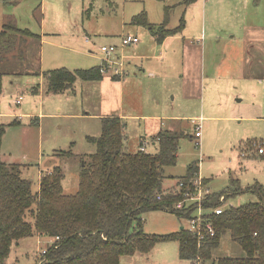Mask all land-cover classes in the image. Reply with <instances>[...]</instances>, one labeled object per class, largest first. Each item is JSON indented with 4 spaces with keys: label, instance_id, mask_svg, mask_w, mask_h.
<instances>
[{
    "label": "rangeland",
    "instance_id": "374dc122",
    "mask_svg": "<svg viewBox=\"0 0 264 264\" xmlns=\"http://www.w3.org/2000/svg\"><path fill=\"white\" fill-rule=\"evenodd\" d=\"M162 1H0V29L11 20L17 28L41 36V41L30 39L23 60L0 64V125H4L0 161L20 163L21 175L32 182L34 192L40 172L54 166L63 171L64 192H76L79 157L95 150L86 137L100 134L103 113L122 112L127 152L137 151L139 138L146 134V152L153 153L157 142L149 137L159 127L183 133L176 164L164 168L166 189L176 187L173 177L184 175L188 164L198 161L199 174L191 180L200 183L193 195L200 190L205 195L206 188L211 194L240 187L243 191L230 194L223 207L260 200L264 158H245L242 151L255 152L247 145L251 141L264 146L260 139L264 138V86L248 78L243 40L248 38V17L252 13L264 17V0L256 4V0H206L203 18L197 7L188 9L185 24L176 33L180 38L169 42L161 60L156 57L161 54L160 45L147 27L133 26L129 21L144 9L147 19L158 25L163 19ZM177 1L164 0V5L171 7L168 28L180 23L184 7L181 3L171 6ZM129 32L136 34L139 42L119 47L115 53L124 56L122 72L116 76L124 74L125 61L131 62L129 76L121 83L111 78L108 68L103 81L77 80L75 92L70 89L68 94H54L47 90V70L98 65L103 56L99 47L119 46V36ZM139 68L146 69L145 73ZM36 84L44 89L32 95L30 87ZM18 96L22 97L20 104L15 103ZM191 119L201 125L198 139L190 138L195 127ZM13 120L19 123L9 125ZM65 151H71L73 157L63 155ZM203 178L209 179L206 185L201 183ZM185 220L166 211H147L142 230L166 234L186 227ZM37 240L33 235L14 243L4 264H36L50 239ZM178 247L174 240L159 242L148 253L120 256L119 264H192L179 258ZM242 255L227 234L214 251L215 257ZM198 262L211 264L210 260Z\"/></svg>",
    "mask_w": 264,
    "mask_h": 264
},
{
    "label": "trees",
    "instance_id": "16d2710c",
    "mask_svg": "<svg viewBox=\"0 0 264 264\" xmlns=\"http://www.w3.org/2000/svg\"><path fill=\"white\" fill-rule=\"evenodd\" d=\"M0 1L16 4L20 0ZM192 1L195 0H183L182 3ZM169 8L166 7L161 24H151L144 10L132 16L130 23L149 28L160 43L165 36L180 31L183 25L181 17L177 27H167ZM31 38L40 36L17 28L11 20L4 22L0 29V64L23 60ZM33 73L40 74L39 71ZM2 74L0 71V87ZM45 75L47 90L63 93L73 89L79 79L99 81L104 73L98 64L87 69L54 68ZM38 88L39 84L33 86V93L37 94ZM100 121V134L86 137L95 150L79 157L78 186L74 193L64 192V175L60 166L41 171L38 190L34 192L32 182L21 175L20 163L0 161V264L5 263L14 243L33 235L53 239L46 243L45 253L36 264H119L122 255L148 253L156 243L171 240L178 242L179 258L191 263L199 259L210 260L211 264H264L262 186H259V201L224 206L221 213L212 214L214 235H205L200 242L186 227L166 234L145 233L142 230L143 214L147 211H166L182 219L191 217L196 205L186 210L177 209L175 205L185 191L192 189L190 180L199 172L198 161L188 164L184 175L173 177L176 187L166 189L164 168L176 164L178 142L183 133L161 129L152 137L157 142L156 151L127 152L124 150V121L115 115L103 116ZM18 123L13 120L9 125ZM3 133L4 125H0V142ZM260 139L264 141V138ZM253 142L256 141L247 145L255 152L242 151V157L263 159L264 146L259 153L252 147ZM143 143L141 141L140 146ZM62 154L74 155L71 151ZM208 180L203 178V184L206 185ZM179 182H182L181 187H178ZM241 191L239 187L209 193L201 201L202 206H223L230 194ZM221 196L223 200H220ZM226 234L238 244L244 255L214 256Z\"/></svg>",
    "mask_w": 264,
    "mask_h": 264
},
{
    "label": "crops",
    "instance_id": "0c3cea01",
    "mask_svg": "<svg viewBox=\"0 0 264 264\" xmlns=\"http://www.w3.org/2000/svg\"><path fill=\"white\" fill-rule=\"evenodd\" d=\"M182 1L183 0H179V1H177V2H172V4H171V6H174V5H177V4H180L181 3V5L184 7V9H183V13H182V15H181V17L183 18V25L185 24L184 23V13H185V11L187 12L188 11V9H192V8H194V7H197V10H200V13H201V17L203 18L204 16H205V14H204V16H203V13H204V11H205V5H206V0H195V1H192V2H190V3H188V4H183L182 3ZM253 1H255V0H253ZM163 2V4H162V11H163V19H162V21L161 22H159V24H161L162 22H163V20H164V16H165V12H166V7H170V6H165L164 5V0L162 1ZM256 2H258V0H256L255 1V4H256ZM190 7V8H189ZM259 6H256V8H258ZM171 8V7H170ZM170 8H169V10H168V13H169V11H170ZM107 9H109V7L107 8ZM144 9H142L141 11H143ZM140 11V12H141ZM145 11V10H144ZM139 13V12H138ZM180 17V18H181ZM132 18V17H131ZM151 24H154L153 22H151V21H149ZM179 22H180V19H179ZM187 22V21H186ZM129 24H131L130 23V21H129ZM131 25H133L134 26V24H131ZM157 25V24H156ZM168 25V24H167ZM179 25V24H178ZM177 25V26H178ZM135 26H137V25H135ZM176 26V27H177ZM175 28V27H174ZM148 30H149V28H147ZM149 32H150V30H149ZM179 32V31H178ZM178 32H176V33H178ZM176 33H174V34H171V35H167V36H165L164 37V39H163V41L162 42H160V43H158L156 40H155V37H154V35L150 32V34H151V36H152V38L160 45V50H161V54H159V55H157L156 57L158 58V59H161V60H163V58H164V53H165V51H166V47L168 46V44H169V42L170 41H175V40H178L179 38H178V36H176ZM126 34H131V35H135V36H137L136 34H133V33H131V32H129V33H125V34H122V35H126ZM122 35H120L119 36V38L122 36ZM138 37V36H137ZM40 41H41V36H40ZM244 41V44H245V46H244V52H243V57H247L248 56V78H252V79H255V81H257L258 83H254V84H261V85H263L264 86V17H256V14H254V13H252V15L251 16H249L248 17V38L247 39H245V40H243ZM138 42H139V38H138ZM137 42V43H138ZM100 48V47H99ZM119 49V48H118ZM118 49H117V51H118ZM123 55V54H122ZM123 58H124V56H123ZM146 59H149V57H146ZM131 64V62H129V60H127V61H125V69H124V74L121 76V77H118L117 79H113V80H116V81H118V82H120L121 83V81H123V80H125V78L127 77V76H129V73H128V70H127V68L129 67V65ZM139 72H143V73H145V71H146V69H140L139 68ZM48 71V70H47ZM112 78V77H111ZM2 79V78H1ZM100 81V80H99ZM101 81H103V80H101ZM77 83V81L75 82V84ZM75 84H74V86H73V89H71L73 92H75ZM34 86V85H33ZM33 86H31L30 87V89H31V94L32 95H37V94H39V92H40V90H43L44 89V87L41 89V86L39 85V88H38V93L37 94H35V93H33V91H32V87ZM68 91H64L63 93H61V94H68L67 93ZM54 94H59V93H54ZM20 96H18V97H16L15 98V100L16 99H18ZM238 101H239V99H238ZM22 102V101H21ZM110 115H115V116H118V117H120L123 121H124V116H123V114H122V112H119L118 114L116 113V114H110ZM110 115H108V114H104L103 113V115H101V117H103V116H110ZM38 118V117H37ZM34 120V119H33ZM196 119H191V123L192 124H194L193 123V121H195ZM36 123H39V119H38V121L36 122ZM36 123H34V124H36ZM162 124V123H161ZM196 124V123H195ZM195 126V125H194ZM195 128V127H194ZM161 129H163L162 127L160 128L159 127V130H157V132H155L152 136H150L149 138L152 140V137L154 136V135H156ZM144 140H148L147 139V136H146V134H144V135H142L140 138H139V144H138V147H137V150H139V147H140V142L141 141H144ZM149 141V140H148ZM148 141H144L146 144H145V151H146V146H148ZM125 146L127 147V145H129L128 144V139L126 140L125 139ZM156 151V150H155ZM84 155V154H83ZM37 237H38V239L39 240H37L38 242L40 241V240H45L46 239V237H44V236H38V235H36ZM53 240V239H52ZM51 239L50 240H46V243L47 242H50V241H52Z\"/></svg>",
    "mask_w": 264,
    "mask_h": 264
},
{
    "label": "built area",
    "instance_id": "2783aa9c",
    "mask_svg": "<svg viewBox=\"0 0 264 264\" xmlns=\"http://www.w3.org/2000/svg\"><path fill=\"white\" fill-rule=\"evenodd\" d=\"M119 46L116 44H109V45H102L99 48V51L101 52V54L103 55L101 57V71L104 73L107 70H109L108 68L111 69L112 72V76H116V74H120V72H122V63L121 61L124 59L122 54H115L117 52V49L119 47H124L127 45H133L136 44L138 42V37L135 35H131V34H126V35H122L119 38ZM121 66V68H120ZM105 74V73H104ZM21 99L22 97L20 96L18 99L15 100L16 104H20L21 103ZM195 128H194V133H193V138H199L201 136V125L198 124L196 121H193ZM196 123V124H195ZM197 144H199L198 141H196ZM145 142L139 147V150H145ZM252 147L254 149H257L259 153H261L263 151L262 146L260 145V143H252ZM199 174V172H198ZM200 177V176H199ZM202 178V177H200ZM191 182V187L192 189H188L187 191H185L183 193V198L178 201L175 205V207L177 209H189L191 205H196V207L192 210L191 212V217L187 218L185 221H187L188 225L186 226V228L191 231L192 233H194L197 238L198 241L200 242L205 235H214V228L212 226V222H211V215L212 214H219L221 213L223 206L220 207H215V208H204L202 206L201 201L203 200V198H205V196L207 194H209V190L208 188H206L204 190L205 195L201 194V190L199 191V193L197 195H193L196 193L197 191V184L200 183L199 180H190ZM201 183L202 179H201ZM178 184H180V186H182V182H179ZM188 200H192V202H189ZM220 200H223V197H220ZM53 241V240H52ZM42 253H45V250H42ZM200 261L199 259H197V261L195 263L192 264H198Z\"/></svg>",
    "mask_w": 264,
    "mask_h": 264
}]
</instances>
